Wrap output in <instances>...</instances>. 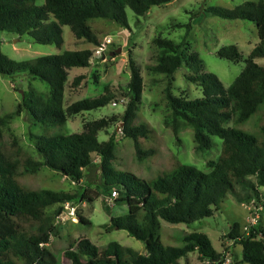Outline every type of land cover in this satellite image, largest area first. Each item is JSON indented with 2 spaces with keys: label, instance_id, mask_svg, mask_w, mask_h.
I'll list each match as a JSON object with an SVG mask.
<instances>
[{
  "label": "trees",
  "instance_id": "16d2710c",
  "mask_svg": "<svg viewBox=\"0 0 264 264\" xmlns=\"http://www.w3.org/2000/svg\"><path fill=\"white\" fill-rule=\"evenodd\" d=\"M170 0H0V31L18 36L28 35L40 44L63 43L62 26L67 25L73 35L95 46L100 44L96 32L87 20L103 18L128 27L125 9L143 15L152 5ZM204 13L225 19L252 21L257 30L258 43L243 58L235 44L220 47L216 55L232 62L245 61L244 69L225 87L220 79L203 69L198 53L189 49L185 40L174 42L155 36L154 63L147 68L153 73L171 77L181 66L188 69L187 81L199 86L200 97L189 99L175 95L165 88V100L170 109L167 121L171 132L177 135L186 127L192 128L194 148L210 149L213 136L222 141L217 159L207 161V171L193 165L178 163L152 180H145L130 171L116 168L115 137L110 134L99 141V131H107L116 123L124 136L133 140L135 156L144 159L154 155L153 147L142 148L141 143L154 132L145 123L136 121L141 102L143 79L140 69L129 54V80L123 93V112L117 115L86 121L80 132L32 134L38 158L27 154L14 139L9 147L2 140V130L11 119L25 110L30 119L45 127L64 124L67 117L82 111L102 107L113 98L106 86L102 94L82 98L63 108L65 82L68 70L88 67L92 49L64 50L60 53L15 61L0 52V73L19 72L38 77L48 84L45 99L32 91H24L16 108L0 116V264H62L46 245L55 231V220L65 210V203L82 201L85 192H66L46 188H29L18 181L25 174H35L42 167L60 172L74 182L83 180L86 170L95 165L102 188L116 190L128 210L113 216L102 226L106 230L124 229L144 245V252L110 241L95 245L88 237L80 236L62 251L65 264H178L188 253L197 252L206 264H223V253L217 252L208 236L199 231L182 235L180 245L164 244L160 239V219L169 223L190 224L211 216L228 193L237 196V187L243 191L241 201L258 202L264 195V125L255 130L244 127L264 105V66L255 58H264V0L244 1L235 8L207 6ZM171 28L186 27L190 23L170 24ZM83 75L72 83L78 84ZM117 102V101H116ZM81 222H88L79 216ZM226 237L240 244L239 262L264 264V227L254 223L248 232H240L233 222Z\"/></svg>",
  "mask_w": 264,
  "mask_h": 264
},
{
  "label": "rangeland",
  "instance_id": "374dc122",
  "mask_svg": "<svg viewBox=\"0 0 264 264\" xmlns=\"http://www.w3.org/2000/svg\"><path fill=\"white\" fill-rule=\"evenodd\" d=\"M244 1L256 0H170L161 5H152L143 15H136L126 8L128 27L121 26L112 20L92 18L88 25L96 32L100 40L99 47L103 51L94 55L97 46L76 38L67 25L62 26L63 43L40 44L34 42L28 35H15L0 31V52L12 60L23 61L37 56L60 53L64 50L92 49V57L88 67H74L68 70L65 82L63 108L72 102L96 97L102 94L107 86L113 93L108 104L92 110L70 115L64 124L45 127L34 123L28 113L23 110L3 127L2 140L9 147L12 140L27 154L38 158L34 150L32 134H55L80 132L86 121L119 116L124 109L123 93L129 80V54L138 65L143 79L141 102L136 112V121L145 123L154 132L149 139L141 143L142 148L153 147L155 153L144 159L135 156L133 140L124 136L121 129L114 123L107 131L101 130L97 137L99 141L106 140L110 134L115 137V159L113 165L121 170L130 171L145 180H152L164 171L170 170L178 163L193 165L207 171V161L215 160L221 152L222 141L213 136L214 145L210 149L197 151L194 148L192 128L186 127L174 135L167 121L170 119V109L165 100V88L169 87L175 95H183L189 99L200 97L201 88L185 79L188 69L181 66L171 77L162 73L150 72L147 68L154 63L156 48L152 42L155 36L169 38L174 42L185 40L189 49L198 53L206 72L214 73L225 87L244 69L245 61L232 62L216 55V51L228 44H235L246 58L251 49L258 43L256 26L252 21L242 19H225L216 15L204 13L207 6L235 8ZM44 0H34L37 5ZM190 23L186 27L171 28L170 24ZM120 47L119 51H115ZM115 51V53L110 54ZM254 61L264 66V58ZM77 75H83L78 84L72 80ZM20 90L32 91L46 98L49 91L47 83L26 72L15 75L0 73V116L13 111L21 102ZM117 101L116 105H112ZM256 124L264 125V105L256 115L244 125L250 131ZM95 165L89 167L85 177L80 182H74L60 172L42 167L35 174H25L18 181L29 188H46L66 192H85L82 201L65 203V210L55 220V231L50 235L46 247L65 264L62 251L80 236L88 237L95 245L103 246L110 241H117L137 252H144L142 241L130 236L124 229L106 230L113 216L124 215L128 207L121 195L113 196L102 188V179L98 169V157L94 154ZM264 191V188H262ZM237 196L242 197L243 191L237 187ZM236 195L228 193L211 216L196 220L190 224L169 223L160 219V239L164 244L180 245L183 234L193 231L205 233L213 248L223 253V264H250L239 262L241 245L226 237L231 224L237 222L240 232H248L249 227L259 223L264 227V195L256 203L238 200ZM79 216L88 222L80 221ZM178 264H206L198 258L197 252L188 253L178 260Z\"/></svg>",
  "mask_w": 264,
  "mask_h": 264
},
{
  "label": "built area",
  "instance_id": "2783aa9c",
  "mask_svg": "<svg viewBox=\"0 0 264 264\" xmlns=\"http://www.w3.org/2000/svg\"><path fill=\"white\" fill-rule=\"evenodd\" d=\"M102 51H103V49H102V47H99V46H97V48L94 50V55H99L100 53H102ZM117 103L115 102V101H113L112 102V105H116ZM111 194L113 195V196H115L116 194H117V191L116 190H112L111 191Z\"/></svg>",
  "mask_w": 264,
  "mask_h": 264
},
{
  "label": "water",
  "instance_id": "95a60500",
  "mask_svg": "<svg viewBox=\"0 0 264 264\" xmlns=\"http://www.w3.org/2000/svg\"><path fill=\"white\" fill-rule=\"evenodd\" d=\"M119 50H120V47H118L115 51L117 52V51H119ZM115 51L111 52L110 54L115 53ZM19 92L21 93V96L23 97V91L20 90Z\"/></svg>",
  "mask_w": 264,
  "mask_h": 264
}]
</instances>
